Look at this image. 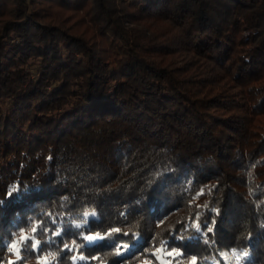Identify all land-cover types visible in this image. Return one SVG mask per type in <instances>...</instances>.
<instances>
[{
	"label": "trees",
	"instance_id": "trees-1",
	"mask_svg": "<svg viewBox=\"0 0 264 264\" xmlns=\"http://www.w3.org/2000/svg\"><path fill=\"white\" fill-rule=\"evenodd\" d=\"M0 201L23 264H264V0H0Z\"/></svg>",
	"mask_w": 264,
	"mask_h": 264
},
{
	"label": "snow or ice",
	"instance_id": "snow-or-ice-1",
	"mask_svg": "<svg viewBox=\"0 0 264 264\" xmlns=\"http://www.w3.org/2000/svg\"><path fill=\"white\" fill-rule=\"evenodd\" d=\"M23 188L26 190L27 186H23ZM21 193V186L19 184H13L9 187L8 191H7V196L9 198H13L15 196V198H19V194ZM204 192L203 190H201L199 193H197V197L203 195ZM4 203V201H0V205H2ZM96 213L95 212H85L84 216L85 218L92 216L95 217ZM84 223H88V220L85 219ZM215 223V222H213ZM197 232H200L201 229V225L199 223H196L194 225H192ZM77 228L82 227V225L77 224L76 225ZM204 227L207 228L208 232H213V228L212 227H208L207 225H204ZM39 230V226L37 225H33L31 228V233H25L23 230H21V232L19 233V237L18 239L12 240L10 243L8 241H5L3 239H0V248H6L7 251L9 252V254H13L15 255L16 259L15 260H9L8 264H23V257L21 255V252L24 250H27V248L30 246L33 250H36L39 248L40 246V241L34 239L35 234L37 233V231ZM121 232V229L119 228H111L108 232H106L104 235H100L99 233H96L95 235H86L83 237L84 240L91 242H96V241H108L109 245L114 244L115 243V238H114V234H118ZM124 236H133L135 237L134 240L129 241V242H125L120 244L119 246L116 247L115 249V255L117 257H123L125 255H127L128 253H130L132 251L133 248H135L138 244H139V237L137 234L135 233H128L125 232L123 233ZM208 241H206L207 243ZM212 243H215V241H212ZM65 248H68L67 245H65ZM157 254H159V259L161 260V264H171V261H165L164 257L165 256H180L181 253L180 252H170V251H166V249L163 247V242H162V247L157 248L155 250V252L152 253V255L156 256ZM248 256V253L246 252H241V253H237L235 250L232 251L231 253V257H234L236 264H245V258ZM231 257H228L227 255H225V259H231ZM55 254L54 253H50L49 256L47 257H42L38 260L37 264H50L51 260H54ZM77 259H81L83 260L84 257L83 256H76L74 255L72 257V260L75 262ZM189 264H197L196 258L193 257L190 261Z\"/></svg>",
	"mask_w": 264,
	"mask_h": 264
},
{
	"label": "rangeland",
	"instance_id": "rangeland-1",
	"mask_svg": "<svg viewBox=\"0 0 264 264\" xmlns=\"http://www.w3.org/2000/svg\"><path fill=\"white\" fill-rule=\"evenodd\" d=\"M233 250H235L237 253L243 252L240 249H238L237 247H233V246L224 247L222 252H221V256L225 260V264H234L235 259H234V257H231V253H232ZM225 255H227L228 257H231V259L230 260L229 259H225ZM158 260L161 263V260L159 259V256H158ZM164 260L167 261V257L166 256L164 257Z\"/></svg>",
	"mask_w": 264,
	"mask_h": 264
}]
</instances>
